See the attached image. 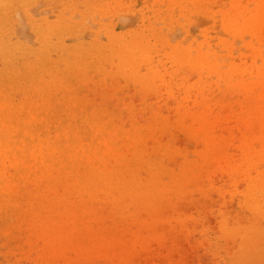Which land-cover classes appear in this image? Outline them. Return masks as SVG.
I'll return each mask as SVG.
<instances>
[{
  "label": "rangeland",
  "instance_id": "1",
  "mask_svg": "<svg viewBox=\"0 0 264 264\" xmlns=\"http://www.w3.org/2000/svg\"><path fill=\"white\" fill-rule=\"evenodd\" d=\"M0 177V264H254L264 0H0Z\"/></svg>",
  "mask_w": 264,
  "mask_h": 264
},
{
  "label": "bare ground",
  "instance_id": "2",
  "mask_svg": "<svg viewBox=\"0 0 264 264\" xmlns=\"http://www.w3.org/2000/svg\"><path fill=\"white\" fill-rule=\"evenodd\" d=\"M195 65H199L202 60L201 59H195L194 60ZM21 144V143H20ZM17 142H15L14 146L12 148H10V150H8L9 152L14 151V149H16L17 147H19V145ZM20 150L22 151L24 150H28V147L25 146L24 144H21L20 146ZM55 154H59L58 151L54 152ZM21 167L20 165L17 164V169H18V173L19 176L17 178V180L23 178V176H21ZM1 178V177H0ZM257 232V231H256ZM254 233L252 235H245L246 237L244 238V246L246 247V249L248 250L247 254H249V259L251 260L252 263L254 264H264V233L263 232H258L256 234V237L254 239H251V236H253ZM250 249L252 250V252H250ZM59 254V253H56Z\"/></svg>",
  "mask_w": 264,
  "mask_h": 264
}]
</instances>
